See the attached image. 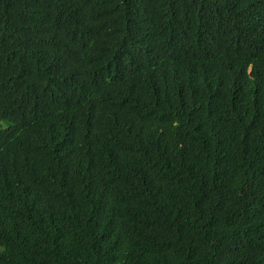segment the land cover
Masks as SVG:
<instances>
[{
    "label": "trees",
    "instance_id": "obj_1",
    "mask_svg": "<svg viewBox=\"0 0 264 264\" xmlns=\"http://www.w3.org/2000/svg\"><path fill=\"white\" fill-rule=\"evenodd\" d=\"M0 264H264V0H0Z\"/></svg>",
    "mask_w": 264,
    "mask_h": 264
}]
</instances>
